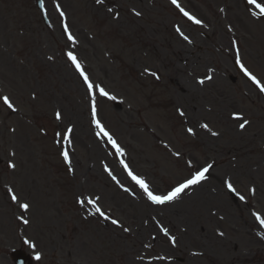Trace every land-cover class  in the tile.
I'll list each match as a JSON object with an SVG mask.
<instances>
[{"label":"rangeland","instance_id":"374dc122","mask_svg":"<svg viewBox=\"0 0 264 264\" xmlns=\"http://www.w3.org/2000/svg\"><path fill=\"white\" fill-rule=\"evenodd\" d=\"M34 1L0 0V247L39 256L33 264H150L146 258L159 253L172 259L169 264H262L264 255L250 251L256 238L237 233L244 231L236 222H251V209L264 216V172L246 174L234 163L217 175L225 163L217 147L224 143L236 152L264 145V133L255 140L251 135L257 124L264 129V104L240 96L245 82L229 60L231 35L240 41L247 68L264 80V19L255 20L242 0H180L206 24L208 30L199 29L203 34L164 0H43L47 29ZM174 24L189 43L176 37ZM171 49L191 56L176 83L167 78ZM68 52L96 88L97 100ZM206 72L213 79L193 90L195 76ZM96 86L115 99L100 96ZM93 101L96 118L123 154L94 137ZM237 109L253 123L243 135L228 116ZM120 161L159 194L206 163L214 165L212 179L157 215L163 209L149 205L123 175ZM220 177L237 190L253 186L259 195L241 192L245 205L234 200L228 210V196L216 200ZM206 191L211 204L194 206L196 195ZM155 221L176 235L175 247L160 236ZM0 264H10L1 253Z\"/></svg>","mask_w":264,"mask_h":264},{"label":"snow or ice","instance_id":"6c2138e0","mask_svg":"<svg viewBox=\"0 0 264 264\" xmlns=\"http://www.w3.org/2000/svg\"><path fill=\"white\" fill-rule=\"evenodd\" d=\"M101 0H97V3H100ZM249 4H253L257 9H259V14L260 15H264V5L257 3V0H248ZM171 3L176 5L177 8L180 9V11L188 17L189 20H192L194 23L196 24H200L201 21L198 19H195V17L189 15L188 12H186L182 7H180V5L177 3V0H171ZM57 10L59 11V6H57ZM64 13L61 12V16H63ZM137 15H139V13H137ZM253 15H257V13H253ZM65 31H67V28H65ZM69 40H73V37L71 36V34H69L68 36ZM185 39H187V37H185ZM74 42V40H73ZM68 59L72 62V64L75 66L76 70L80 73L81 77H83L85 84L87 85V90L89 92V94L92 93L93 90V84L89 81L87 75H85V73L83 72V70L81 69V65L77 62L76 56L72 53V52H68L67 53ZM237 64H239L241 71L244 73L245 76H247L254 84L257 85V87L260 88L261 92H264V87H262L260 85V81L257 80V78L252 75L248 69H246L244 67V65L242 63H240L239 60V56H237ZM203 80H200L199 83H203ZM99 90V93L101 96H107L109 99H115V97H111L109 96V94L103 89L100 88L99 86H96ZM3 103L6 104L9 108L12 107V104L9 102V99L7 97H3ZM183 114V113H181ZM57 119H60V113L57 112L56 114ZM97 117V112H96V106H95V102L93 101V105H92V123L95 125V127L98 129L97 132V136H105L107 137L108 141L112 144V146L116 149L117 153L123 154L121 148L117 145L116 141L112 138V136L103 128V126L101 125L100 121L96 118ZM247 123V122H245ZM204 128H207V125H201ZM245 125L241 124L240 127L243 128ZM72 129L69 128L68 131L66 133L63 134V139L65 141L69 140V133H71ZM192 130L189 129V132H191ZM213 135H216V133H213ZM62 155L65 159V161H68V153L67 151L62 152ZM10 167H14V165H9ZM125 169L127 170V165H124ZM211 168V165H208L202 169H200L199 171H195L194 174L191 176L190 179H186L183 183H180L178 186L172 188L170 191H168L166 194H154L153 191H151L149 189L148 184L141 178L133 175L131 173V171L128 172L129 176L131 177V179L140 187V189L143 191V193L147 196V199L153 203V204H159V205H163L165 203L171 202L173 200H175L178 196H180V194L182 192H184L185 189L189 188L190 186L193 185H197L199 184L201 181H203L206 177H205V173H207L209 171V169ZM228 188L229 190L235 191V189L232 187V185L230 183H228ZM127 191V190H126ZM11 199L13 201L17 200V197L15 195H13L11 197ZM240 199H244L243 196L240 197ZM88 203L92 204L95 207V201H88ZM21 208L23 209H27L29 207L28 204L24 203L20 205ZM95 210L97 213H99L101 216H104V213L101 212L99 207H95ZM105 219H107V217H104ZM256 219L260 222L261 226L264 227V219H261V217L259 215L256 216ZM25 223H27V221H25ZM113 224H116L117 221L113 220L112 221ZM128 229H125V231H127ZM165 234L167 235V232L165 230ZM37 259H39L40 257L37 256Z\"/></svg>","mask_w":264,"mask_h":264},{"label":"bare ground","instance_id":"6f19581e","mask_svg":"<svg viewBox=\"0 0 264 264\" xmlns=\"http://www.w3.org/2000/svg\"><path fill=\"white\" fill-rule=\"evenodd\" d=\"M187 62H188V56L187 55H184L182 51L172 50L170 57L168 58V64L170 66V73L167 75V78L171 77L172 83H174V82L176 83L178 72L181 71L185 67ZM194 87L195 88H193V90L196 88L198 89L197 85ZM185 89L188 90V88H185ZM169 92H173L176 96H182L173 89H170ZM96 135H97V133L94 132V136H96ZM251 152H253L259 156L264 155V152H261L260 150H256V151L252 150V151H249L247 155L237 156L236 158H245L246 162H249V159L251 157V155H250ZM220 153L223 155V157H226L230 153V151L227 147L223 146L222 149L220 150ZM203 197H204V195L201 196L200 198H203ZM200 231H202L201 228L198 229V232H200Z\"/></svg>","mask_w":264,"mask_h":264},{"label":"flooded vegetation","instance_id":"af4514ba","mask_svg":"<svg viewBox=\"0 0 264 264\" xmlns=\"http://www.w3.org/2000/svg\"><path fill=\"white\" fill-rule=\"evenodd\" d=\"M245 228L247 229V231H246V233H247V234H250V233H252V232H253V231H252V230H253V228H252V227H251V228H249L248 226H246ZM262 251L264 252V244H263V249H262Z\"/></svg>","mask_w":264,"mask_h":264}]
</instances>
